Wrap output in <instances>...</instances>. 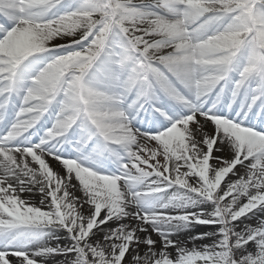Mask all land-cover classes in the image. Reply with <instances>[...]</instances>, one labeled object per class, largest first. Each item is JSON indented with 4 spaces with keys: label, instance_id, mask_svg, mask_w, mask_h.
I'll list each match as a JSON object with an SVG mask.
<instances>
[{
    "label": "snow or ice",
    "instance_id": "snow-or-ice-1",
    "mask_svg": "<svg viewBox=\"0 0 264 264\" xmlns=\"http://www.w3.org/2000/svg\"><path fill=\"white\" fill-rule=\"evenodd\" d=\"M0 264H264V0H0Z\"/></svg>",
    "mask_w": 264,
    "mask_h": 264
},
{
    "label": "rangeland",
    "instance_id": "rangeland-1",
    "mask_svg": "<svg viewBox=\"0 0 264 264\" xmlns=\"http://www.w3.org/2000/svg\"><path fill=\"white\" fill-rule=\"evenodd\" d=\"M206 230H210V229H208V228H206V227H201V228H198L197 229V231H206ZM59 260H61L62 261V258H58Z\"/></svg>",
    "mask_w": 264,
    "mask_h": 264
},
{
    "label": "bare ground",
    "instance_id": "bare-ground-1",
    "mask_svg": "<svg viewBox=\"0 0 264 264\" xmlns=\"http://www.w3.org/2000/svg\"><path fill=\"white\" fill-rule=\"evenodd\" d=\"M53 166L55 167L56 165H55V162H53ZM206 231H208V230H206ZM184 237H181V239H183Z\"/></svg>",
    "mask_w": 264,
    "mask_h": 264
}]
</instances>
